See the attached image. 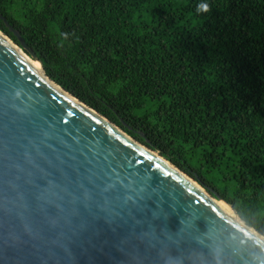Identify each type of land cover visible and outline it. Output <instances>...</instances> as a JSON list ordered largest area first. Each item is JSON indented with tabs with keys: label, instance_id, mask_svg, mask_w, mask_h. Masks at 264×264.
Instances as JSON below:
<instances>
[{
	"label": "trees",
	"instance_id": "1",
	"mask_svg": "<svg viewBox=\"0 0 264 264\" xmlns=\"http://www.w3.org/2000/svg\"><path fill=\"white\" fill-rule=\"evenodd\" d=\"M3 21L52 82L264 236V0H0L20 48Z\"/></svg>",
	"mask_w": 264,
	"mask_h": 264
},
{
	"label": "water",
	"instance_id": "2",
	"mask_svg": "<svg viewBox=\"0 0 264 264\" xmlns=\"http://www.w3.org/2000/svg\"><path fill=\"white\" fill-rule=\"evenodd\" d=\"M5 36L0 264H264V236L231 206L216 199L236 218L42 68L35 73Z\"/></svg>",
	"mask_w": 264,
	"mask_h": 264
},
{
	"label": "bare ground",
	"instance_id": "3",
	"mask_svg": "<svg viewBox=\"0 0 264 264\" xmlns=\"http://www.w3.org/2000/svg\"><path fill=\"white\" fill-rule=\"evenodd\" d=\"M20 52V51H19ZM20 55H21V57H22V59L25 61V63L35 72V73H37L38 75H40V76H42V73H41V68H40V65L37 63V62H35V61H33V60H31L30 58H28L27 56H25L22 52H20ZM214 202H216L218 205H220L222 208H224L228 213H230L234 218H236L235 217V215H234V213L231 211V210H229L224 204H222L221 202H219V201H216V200H213Z\"/></svg>",
	"mask_w": 264,
	"mask_h": 264
},
{
	"label": "rangeland",
	"instance_id": "4",
	"mask_svg": "<svg viewBox=\"0 0 264 264\" xmlns=\"http://www.w3.org/2000/svg\"><path fill=\"white\" fill-rule=\"evenodd\" d=\"M0 33L5 36V34L3 32L0 31ZM11 43H13V45H15V47H17L19 49L20 52H22L25 56H27V54L21 50L13 41H11L7 36H5ZM28 57V56H27ZM116 127V126H115ZM117 128V127H116ZM120 132H122L124 135H126L123 131H121L119 128H117ZM127 136V135H126ZM128 137V136H127ZM130 138V137H129ZM131 140H133L134 142L137 143V141H135L134 139L130 138ZM139 144V143H137ZM140 145V144H139ZM142 146V145H141ZM187 178H189L187 176ZM201 190H203L206 194H208L199 184H197L192 178H190Z\"/></svg>",
	"mask_w": 264,
	"mask_h": 264
},
{
	"label": "clouds",
	"instance_id": "5",
	"mask_svg": "<svg viewBox=\"0 0 264 264\" xmlns=\"http://www.w3.org/2000/svg\"><path fill=\"white\" fill-rule=\"evenodd\" d=\"M198 10L199 11H203V12H208L209 11V6L205 3V4H201L198 6Z\"/></svg>",
	"mask_w": 264,
	"mask_h": 264
}]
</instances>
